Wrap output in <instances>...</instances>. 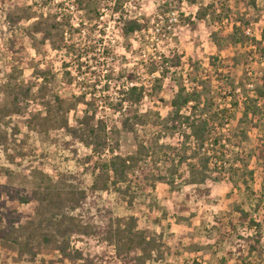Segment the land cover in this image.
Wrapping results in <instances>:
<instances>
[{"label": "rangeland", "instance_id": "obj_1", "mask_svg": "<svg viewBox=\"0 0 264 264\" xmlns=\"http://www.w3.org/2000/svg\"><path fill=\"white\" fill-rule=\"evenodd\" d=\"M92 1L101 14L96 31L76 30L62 43L56 31L48 36L47 28L55 18L70 19L78 28L83 16L75 0H0V209L13 211L28 226L39 250L36 262L27 263L14 248L0 244V263L82 264L59 261L55 240L66 238L98 264H128L99 231L110 218L126 222L134 216L136 229L155 239L154 260L148 264H264V98L257 94L258 88L264 90V0H229L223 22L196 18L212 0H121L126 17L144 24L142 33L129 36L113 13L117 0ZM89 41L96 49L81 61L68 50L88 47ZM81 62L91 70L86 74L83 68L78 80ZM39 69L50 72L48 79L36 77ZM29 85H34L33 96L21 98L22 112L13 113L15 92ZM93 85L102 109L98 116L116 130L124 156L138 148L136 134L124 129L113 110L125 88H145L135 108L148 123L136 132L148 145L161 130L153 121L173 112L180 87L213 99L231 116L224 129L229 141L217 149L225 153V166L241 167L238 175L216 171L204 184L193 185L186 182L189 171L183 166L172 185L154 178L172 172L166 156L157 153L147 161V176L132 169L127 183L105 189L97 165L111 153L88 159L91 148L60 126L63 112L55 103L47 105L55 96L78 103ZM251 99L259 100L261 112L243 122ZM84 109L78 104L67 114L71 125H77ZM179 138L164 136L159 143L177 144ZM241 210L248 212L247 219ZM45 234L54 237L51 244L43 240ZM255 236L261 258L257 252L248 255Z\"/></svg>", "mask_w": 264, "mask_h": 264}, {"label": "trees", "instance_id": "obj_2", "mask_svg": "<svg viewBox=\"0 0 264 264\" xmlns=\"http://www.w3.org/2000/svg\"><path fill=\"white\" fill-rule=\"evenodd\" d=\"M256 1L252 0L254 3ZM227 2L229 0H212L198 10L196 18L198 20H206L211 17L214 21L223 22L224 16H227L230 11ZM74 4L76 10L83 16L81 22L78 23V28L74 27L70 19L61 21L55 18L50 28H47L50 34L48 36H52V30L56 31L63 43L66 39L65 36L67 34L73 36L76 30L82 33L83 30L88 29L89 34L96 31L97 22L101 18V14L95 3L92 0H75ZM114 5L113 13L118 16V24L123 34L129 36L135 33H142L144 24L137 19L126 17L128 13L123 2L117 0ZM10 14L11 12L8 11L7 15L11 16ZM12 22H15V20ZM95 45L94 41H89L88 47H80V50H78L74 49V45H72L73 47H68V50H72V52L77 54L76 58L81 61L83 54L88 56L89 53L96 49ZM261 50L262 54H264V48ZM86 66L83 62L77 63L78 80L82 78L81 75L84 77L83 68ZM90 70L91 68L86 67V74ZM49 73L47 70L39 69L35 75L36 77L40 76L48 79ZM65 74L69 76L70 82L74 81L71 72L66 71ZM106 86L109 88L110 84L107 82ZM33 87L34 85L21 87L15 92L12 103L13 113L20 114L22 112L20 100L21 98L30 99L33 96ZM44 88V85L40 86L38 91L43 93ZM83 90H85V87ZM88 90L90 91H84L78 97L80 99L78 103L55 96L54 101H49L47 105L52 107L53 103H55L59 110L63 112L64 118L61 119L60 126L65 128L71 137L91 148L92 154L88 159H92L93 155L101 156L107 151L111 153L107 160L97 165L100 173L99 179L105 189H108L110 185L117 187L121 183H127L128 173L132 169L140 170L141 174L145 176L148 159L153 160L157 153L166 156V162L171 164L168 171L172 172L167 176L162 174L154 175V178L156 180H165L172 185L175 183L174 177L178 174V171H181L183 166L189 171L186 182L193 185L204 184L209 176L216 171H229V173L233 172L234 175H238L241 167L237 168L236 164L233 163H229L228 167L225 166L226 162L223 159L225 153L217 149L222 146L225 147L226 142L229 141L224 132L231 118L228 109L221 108L213 99H206L201 92L197 90L188 91L186 88L180 87L171 102L173 112L167 117L158 115L157 120L153 121V124L159 126L161 130L158 134V140L148 145L136 132L137 127L144 128L148 123L147 119L135 108L145 98V88L131 85L122 90L113 110L114 113L121 115L124 129L136 134L135 139L138 142L137 152L124 156L119 152V137L116 130L109 129L110 126L104 115L98 116L102 109L98 108L96 94L91 91L95 90V87ZM257 94L260 98H264L263 89L258 88ZM249 102H253V105H250ZM249 102L242 114L243 122L250 119V116L253 118L257 117L261 112L258 99H251ZM78 104H83L85 109L82 117L77 119V125L74 126L70 124L67 114L75 109ZM176 135L180 136L177 144L159 143L160 138L164 136L175 137ZM262 146L264 148V145ZM219 154L221 156H218ZM217 156L218 159H216ZM239 161L244 162V159ZM157 164L158 161H155V165ZM157 171L162 170L157 167ZM17 198L22 202L27 200L24 197ZM13 213V211L0 209V244L1 246L14 248L20 260L34 263L38 258L39 250H36L33 237L27 234L28 226L23 224L19 218L14 217ZM241 213L244 219L249 217L248 212L241 210ZM100 228L99 233L105 236L110 245L114 246L115 254L120 259L127 261L128 264H148L149 261L154 260L152 254L154 253L155 239L147 238L143 232L136 229L137 220L134 216H131L126 222L121 219L110 218ZM43 240L51 244L54 241V237L45 234ZM55 241V248L60 254V262L82 261V264H98L91 255L86 256L81 251L71 248L68 239ZM250 241L248 255L252 256L254 252H257L258 258H261V251L258 249L259 237L250 238ZM242 263L250 264L244 260H242Z\"/></svg>", "mask_w": 264, "mask_h": 264}]
</instances>
